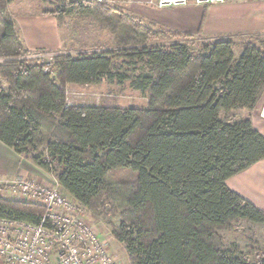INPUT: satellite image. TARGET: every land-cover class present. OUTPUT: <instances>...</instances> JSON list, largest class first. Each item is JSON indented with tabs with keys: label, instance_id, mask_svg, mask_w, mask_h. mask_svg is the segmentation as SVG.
<instances>
[{
	"label": "trees",
	"instance_id": "1",
	"mask_svg": "<svg viewBox=\"0 0 264 264\" xmlns=\"http://www.w3.org/2000/svg\"><path fill=\"white\" fill-rule=\"evenodd\" d=\"M13 1L0 0V141L17 154L36 152L33 163L93 220L107 221L129 264H264L263 249L248 246L251 258L221 234L242 221L264 225V210L226 185L264 158V136L249 116L222 118L263 100L264 39L242 43L239 57L227 38L198 54L184 43L148 46L179 34L106 1L62 0L51 13L91 16L113 33L116 48L59 54L47 70L20 58L30 51ZM103 80H130L146 106L68 102L69 85ZM44 212L0 198V217L37 224Z\"/></svg>",
	"mask_w": 264,
	"mask_h": 264
},
{
	"label": "rangeland",
	"instance_id": "2",
	"mask_svg": "<svg viewBox=\"0 0 264 264\" xmlns=\"http://www.w3.org/2000/svg\"><path fill=\"white\" fill-rule=\"evenodd\" d=\"M62 0H14L10 5L9 9L14 17L17 13L21 12H31V13H47L54 10L55 6L61 3ZM225 2L221 3L224 4ZM234 2H248L250 5L248 8L256 9L264 13V0H233ZM109 4L122 8V0H106ZM190 4V3H188ZM187 4V5H188ZM213 5V4H209ZM185 6V5H184ZM60 25L63 32V48L60 51L53 52L54 58L59 54H69L73 57L90 54L93 52H100L103 50L116 48L113 33L109 28H103L98 21H96L91 16H60ZM264 20V18H263ZM147 24L154 23L155 28H163L169 32H175L173 30L167 29L164 26L155 23L154 21H143ZM178 33V37H164L158 38L153 37L147 41L148 46H166L169 47L174 43H184L187 45L188 49L194 53L198 54L202 51V47L205 43L209 42L210 39H206L200 34H184ZM260 39H264V30L255 32H245L240 38L241 41L254 42ZM38 50L30 52L26 56H21L20 58H30V60L36 62L33 58V53ZM54 60V59H53ZM2 59H0V62ZM128 74L132 75V72L128 71ZM2 86L6 89L7 82L4 78H1ZM67 99L69 103L81 104V105H104L109 108H126V107H144L146 106L145 96L137 89L133 88L130 84V80H126L123 83L118 82H108L103 80L97 84H71L68 87ZM264 99V98H263ZM263 101V100H262ZM261 101V104H262ZM261 109V107H260ZM259 109V111H260ZM249 111L237 110L229 113H223L222 118L224 120H230L232 118L249 116ZM36 152L28 151L19 154V161L22 164L21 167L28 166L31 172L34 170L30 169L38 168L35 163L32 162L31 157L34 156ZM27 165V166H26ZM46 176L39 177L36 174L24 177L21 175H5L0 174V177H21V178H35L39 180L42 184L46 186H53L58 184L54 174L45 172ZM56 187L61 191V193L66 194L62 191L59 185ZM7 200H12L8 198H3ZM31 203L30 201H18ZM86 220L93 226L95 231L105 240L110 252L118 260L119 264H129V260L123 245L117 242L111 235L110 226L104 219L93 220L90 212L85 210ZM110 222L114 225H118V218H109ZM221 234L224 237L225 244L232 242L233 240L237 242L239 249L244 255L251 258L254 256V251L249 249L248 246H253V248H261L264 250V225L254 224L247 221H242L233 231H222ZM250 238V239H249ZM0 264H5L0 260Z\"/></svg>",
	"mask_w": 264,
	"mask_h": 264
},
{
	"label": "crops",
	"instance_id": "3",
	"mask_svg": "<svg viewBox=\"0 0 264 264\" xmlns=\"http://www.w3.org/2000/svg\"><path fill=\"white\" fill-rule=\"evenodd\" d=\"M154 0H128L123 2L124 11L142 21H154L167 29L184 34H200L210 41L230 39L234 43L236 57L241 54L242 35L245 32L264 30V13L248 8V2L228 0L224 4L157 7ZM60 17L55 13L21 12L14 16L16 25L30 51L57 52L63 48V32ZM258 42V41H254ZM261 102L249 112L252 126L264 136V119L259 116ZM19 154L0 141V174L28 177L36 174L45 177V170L21 167ZM48 176H46L47 178ZM226 185L264 210V158L226 180Z\"/></svg>",
	"mask_w": 264,
	"mask_h": 264
},
{
	"label": "built area",
	"instance_id": "4",
	"mask_svg": "<svg viewBox=\"0 0 264 264\" xmlns=\"http://www.w3.org/2000/svg\"><path fill=\"white\" fill-rule=\"evenodd\" d=\"M190 2L209 5L225 0L153 1L160 8ZM31 56L47 70L52 69L53 52L38 50ZM259 116L264 119V99ZM56 185L46 186L35 178L0 177V198L30 201L45 209L37 224L0 217V260L5 264H119L105 240L86 220L84 207L61 193Z\"/></svg>",
	"mask_w": 264,
	"mask_h": 264
}]
</instances>
